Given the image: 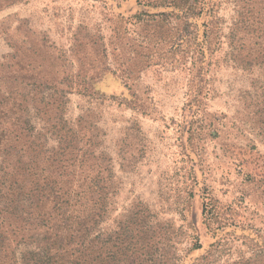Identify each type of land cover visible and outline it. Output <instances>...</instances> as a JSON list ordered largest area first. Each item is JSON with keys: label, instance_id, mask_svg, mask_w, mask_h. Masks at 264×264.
Masks as SVG:
<instances>
[{"label": "rangeland", "instance_id": "374dc122", "mask_svg": "<svg viewBox=\"0 0 264 264\" xmlns=\"http://www.w3.org/2000/svg\"><path fill=\"white\" fill-rule=\"evenodd\" d=\"M215 2L222 44L189 116L190 59L148 62L164 35L136 0H0V122L40 131L62 91L52 116L81 118L108 193L97 230L137 217L144 264H264V0Z\"/></svg>", "mask_w": 264, "mask_h": 264}, {"label": "trees", "instance_id": "16d2710c", "mask_svg": "<svg viewBox=\"0 0 264 264\" xmlns=\"http://www.w3.org/2000/svg\"><path fill=\"white\" fill-rule=\"evenodd\" d=\"M136 1L144 12L134 16L144 14L150 30L164 35L159 46L144 47L148 62L190 59L186 111L194 116L222 44L215 0ZM62 95L54 90L47 96L51 116L40 131L28 120L0 122V264H144L137 217L124 216L109 234L97 230L108 193L96 182L92 137L84 141L81 118L73 126L52 116L63 111Z\"/></svg>", "mask_w": 264, "mask_h": 264}]
</instances>
